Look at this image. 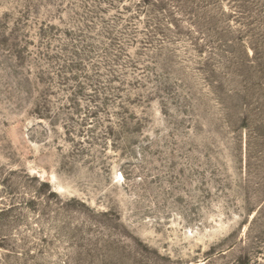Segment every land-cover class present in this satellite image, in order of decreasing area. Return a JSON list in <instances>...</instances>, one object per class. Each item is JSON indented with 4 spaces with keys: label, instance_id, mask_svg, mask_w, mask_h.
I'll list each match as a JSON object with an SVG mask.
<instances>
[{
    "label": "rangeland",
    "instance_id": "1",
    "mask_svg": "<svg viewBox=\"0 0 264 264\" xmlns=\"http://www.w3.org/2000/svg\"><path fill=\"white\" fill-rule=\"evenodd\" d=\"M0 264H264V0H0Z\"/></svg>",
    "mask_w": 264,
    "mask_h": 264
},
{
    "label": "trees",
    "instance_id": "2",
    "mask_svg": "<svg viewBox=\"0 0 264 264\" xmlns=\"http://www.w3.org/2000/svg\"><path fill=\"white\" fill-rule=\"evenodd\" d=\"M238 8H241L240 6H238ZM238 12H236L237 14H239V16L238 17H241V15L243 14V11H241V10H237Z\"/></svg>",
    "mask_w": 264,
    "mask_h": 264
}]
</instances>
